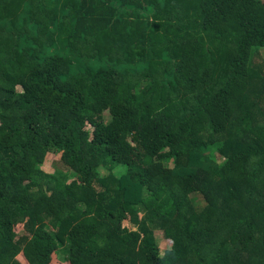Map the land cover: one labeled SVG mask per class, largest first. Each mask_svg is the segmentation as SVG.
<instances>
[{
	"label": "trees",
	"instance_id": "16d2710c",
	"mask_svg": "<svg viewBox=\"0 0 264 264\" xmlns=\"http://www.w3.org/2000/svg\"><path fill=\"white\" fill-rule=\"evenodd\" d=\"M262 54V0H0V264H264Z\"/></svg>",
	"mask_w": 264,
	"mask_h": 264
},
{
	"label": "rangeland",
	"instance_id": "374dc122",
	"mask_svg": "<svg viewBox=\"0 0 264 264\" xmlns=\"http://www.w3.org/2000/svg\"><path fill=\"white\" fill-rule=\"evenodd\" d=\"M264 1V0H262ZM262 56H264L262 54ZM213 155L215 154V151L212 152ZM59 155L56 152H50L42 165V169L44 172L49 174H55L62 172L61 164L58 161ZM104 174L106 172L103 171ZM17 231L20 233L24 232L23 225H20L17 227ZM157 245L160 249V253L163 254L166 250L170 249L172 246V240L167 238L162 231H155L154 233ZM20 259L23 261L24 264H27L26 258L23 254H20ZM50 264H67L65 262H62L60 259V256H56L55 254L52 257V261Z\"/></svg>",
	"mask_w": 264,
	"mask_h": 264
}]
</instances>
